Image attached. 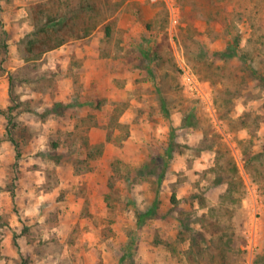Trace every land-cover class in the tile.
I'll use <instances>...</instances> for the list:
<instances>
[{
  "label": "rangeland",
  "instance_id": "obj_1",
  "mask_svg": "<svg viewBox=\"0 0 264 264\" xmlns=\"http://www.w3.org/2000/svg\"><path fill=\"white\" fill-rule=\"evenodd\" d=\"M49 1L0 0V264H264V0H61L29 53Z\"/></svg>",
  "mask_w": 264,
  "mask_h": 264
},
{
  "label": "trees",
  "instance_id": "obj_2",
  "mask_svg": "<svg viewBox=\"0 0 264 264\" xmlns=\"http://www.w3.org/2000/svg\"><path fill=\"white\" fill-rule=\"evenodd\" d=\"M61 0H50L48 3H42L46 7H40L39 3H36V13H35V27L37 26V29L32 33V35L29 37L27 41V52L34 53L36 50H38V55H41L49 50L58 48L62 46L64 43H66L69 40H76L78 38L87 36L90 32V28L93 27L89 26L87 28H84L82 33H69L64 35L66 33L65 28L71 27L70 26V19L63 20L66 17V14L63 13L62 5L60 6ZM51 6V7H50ZM79 13V12H78ZM76 16H78L76 14ZM82 34V35H80ZM4 48H8V44H3ZM36 52V53H37ZM262 81L264 82V77L262 78ZM53 109L48 108V113H59L62 112L61 110L63 108H66L68 105L64 102L58 101L53 103ZM56 107V108H54ZM11 109V107H9ZM60 110V111H58ZM2 112V111H0ZM10 130V129H9ZM18 155H20V151H17ZM173 199L175 197L173 196ZM176 200V199H175ZM150 214H153V210L150 209L146 212V216ZM143 215V216H145ZM142 218V217H141ZM16 244V241H15Z\"/></svg>",
  "mask_w": 264,
  "mask_h": 264
},
{
  "label": "built area",
  "instance_id": "obj_3",
  "mask_svg": "<svg viewBox=\"0 0 264 264\" xmlns=\"http://www.w3.org/2000/svg\"><path fill=\"white\" fill-rule=\"evenodd\" d=\"M175 21V20H174Z\"/></svg>",
  "mask_w": 264,
  "mask_h": 264
}]
</instances>
